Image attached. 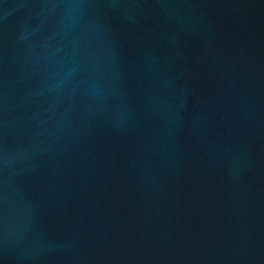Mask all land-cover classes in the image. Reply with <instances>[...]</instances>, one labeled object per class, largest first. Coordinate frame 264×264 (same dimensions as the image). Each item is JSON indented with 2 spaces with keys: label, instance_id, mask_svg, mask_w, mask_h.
<instances>
[{
  "label": "water",
  "instance_id": "1",
  "mask_svg": "<svg viewBox=\"0 0 264 264\" xmlns=\"http://www.w3.org/2000/svg\"><path fill=\"white\" fill-rule=\"evenodd\" d=\"M0 264H264V0H0Z\"/></svg>",
  "mask_w": 264,
  "mask_h": 264
}]
</instances>
